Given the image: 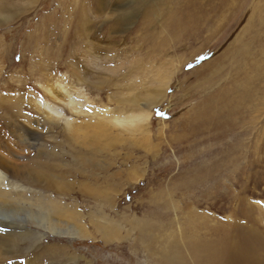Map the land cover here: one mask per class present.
Returning <instances> with one entry per match:
<instances>
[{
	"label": "rangeland",
	"instance_id": "1",
	"mask_svg": "<svg viewBox=\"0 0 264 264\" xmlns=\"http://www.w3.org/2000/svg\"><path fill=\"white\" fill-rule=\"evenodd\" d=\"M94 1L84 35L83 0H0V106L35 130L22 151H56L63 188L24 196L87 232L48 233L43 263L264 264V0H155L126 31Z\"/></svg>",
	"mask_w": 264,
	"mask_h": 264
},
{
	"label": "bare ground",
	"instance_id": "2",
	"mask_svg": "<svg viewBox=\"0 0 264 264\" xmlns=\"http://www.w3.org/2000/svg\"><path fill=\"white\" fill-rule=\"evenodd\" d=\"M86 1L87 0H83L82 7L76 18L77 26L74 28L75 31L79 30L84 32V35L87 34V28L90 25L88 9L93 5L88 6ZM104 1L105 2H100V0H95L93 2L95 9L98 11L103 10L109 5L111 0ZM153 2H155V0H117L118 4L116 5L115 11L118 14V17L112 26V30L123 31L128 28L135 18L142 13L146 14L151 11L149 10L146 12V7ZM110 25L111 24H109V26ZM72 35L74 36V34ZM65 41H67V38H65ZM61 49L63 52V45ZM31 69L38 72L40 69L44 70L45 66H43V63H40L39 67L35 66L31 67ZM27 84L28 82L25 80L22 81L21 86L25 88ZM55 85L56 87L53 86L47 90L52 94L51 96L57 99L56 94L59 93L55 92V89L57 87L61 88V84L56 82ZM54 92L56 94H53ZM157 95H159V92ZM46 103H48V101ZM20 105H22V102H20ZM50 105L45 104L48 108L49 116L53 120L60 121L61 111ZM1 108L4 109L5 114L12 119L9 120L11 121V124L8 127L11 129V133L14 134V139L9 140L10 142L8 141L6 143L5 141L7 140L0 139V264H44L43 258L46 255L47 247L45 248L43 240L48 233L76 236L79 234L87 235V232L69 224L67 225V228L61 226V223L64 221L61 219V203L58 200L49 197L47 200L38 198L36 201H31L24 196L22 189L28 187L27 183L44 185L46 186L45 189H47V191L50 189L52 192L61 191L63 189L61 186V172L58 171L60 165L58 163L55 164L56 162L50 163L51 159L55 157L54 154L56 151L54 154L50 153L48 148L46 151L44 143H40V149L37 150V154L33 157L22 151L24 145H34V140L36 139V135L34 134L35 130H32L31 132V129L26 128L27 126L25 127L26 123L23 124L20 119L18 120L17 118L12 117L14 114L11 112L17 110V106L13 101H3L2 107L0 106V109ZM145 118L147 117H138L136 125ZM116 123L118 125H129V121L120 119H117ZM65 125V133L76 138L79 134V128L73 125L71 121H67ZM21 144L23 146H20ZM50 195L52 197V194ZM56 256H59L58 259H60L61 253H58ZM21 258H24L23 260L25 261H20L19 259ZM58 262H54V264H58Z\"/></svg>",
	"mask_w": 264,
	"mask_h": 264
}]
</instances>
